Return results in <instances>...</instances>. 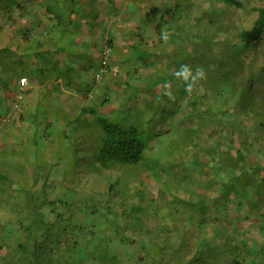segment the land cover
<instances>
[{
    "label": "rangeland",
    "instance_id": "rangeland-1",
    "mask_svg": "<svg viewBox=\"0 0 264 264\" xmlns=\"http://www.w3.org/2000/svg\"><path fill=\"white\" fill-rule=\"evenodd\" d=\"M150 1L161 5L156 19H172L171 26L179 28L180 35L144 39L147 76L155 74L156 82L162 84L153 87L147 80L138 100L145 114L133 110L130 118L122 119L141 128L149 145L146 161L93 169L95 153L106 138L100 128L82 144L85 149L77 150L78 142L69 135L59 150L48 151L49 157L31 167L0 166V174L10 179L0 183L3 254L24 241L21 223L26 215L44 202L38 210L55 219L51 202L62 197L76 203L71 209L75 219L95 238L91 244L83 238L72 254L60 252V264H67L66 260L72 264H180L173 248L181 247L186 263L198 252L196 246L202 251L201 263L264 264V194H259L264 190V130L260 121L236 106V101L225 105L224 94L214 96L205 81L203 93L189 94L174 75L182 64L202 66L209 84L221 66L210 62L209 53L223 54L226 48L242 63L236 69L238 82L254 75L264 63V38L245 49L240 34L252 28L264 0H239L240 7L224 0ZM165 1L173 15L166 11ZM168 90L174 100L165 95ZM118 113L110 111L114 119L110 121L118 122L123 116ZM38 164H43L45 172L38 171ZM136 206L138 212L133 209ZM60 211L67 213L64 208ZM188 233H193L192 240L186 239L191 244L184 240ZM104 236L110 238L107 253L99 241Z\"/></svg>",
    "mask_w": 264,
    "mask_h": 264
},
{
    "label": "crops",
    "instance_id": "crops-1",
    "mask_svg": "<svg viewBox=\"0 0 264 264\" xmlns=\"http://www.w3.org/2000/svg\"><path fill=\"white\" fill-rule=\"evenodd\" d=\"M155 7L150 0H14L0 9V166L31 167L69 135L82 150L103 129L100 119L114 120L110 111L136 124L122 119L145 114L138 101L145 82L162 84L147 76L142 59L144 39L159 35L149 23Z\"/></svg>",
    "mask_w": 264,
    "mask_h": 264
},
{
    "label": "trees",
    "instance_id": "trees-1",
    "mask_svg": "<svg viewBox=\"0 0 264 264\" xmlns=\"http://www.w3.org/2000/svg\"><path fill=\"white\" fill-rule=\"evenodd\" d=\"M12 1L14 0H5L4 3H0V9L8 10ZM224 1L227 4H233L236 7L241 6L239 0ZM165 7L167 8V6ZM177 7H180V5ZM168 10L171 15L174 14L171 9L168 8L167 12ZM152 11H160L161 13V9L159 7L152 8ZM258 12V18L252 28L242 31L240 34L242 44L245 49L249 48L252 43L260 41L264 38V7L259 8ZM149 23L159 26V35H162V29L168 31L169 33L175 30L173 31L174 34L169 37H178L180 35L179 28L173 29L171 26L172 19L160 18L159 20L156 19L154 21H150ZM212 44L213 43H211L210 46H213ZM242 48L243 46L241 49ZM223 54L209 53L210 62H216L221 66L213 73L212 79H208L209 84H207V80L205 81V88L209 90V92H212L213 95L215 94L214 96L216 97L223 93L225 96V105H231V102L233 103L236 101V106L241 105L244 110L246 109L248 114L253 115L254 119H258L260 121L259 127L264 130V63L258 71L256 70L254 75H249L247 78L243 77L242 80L238 82V71L236 73V69L239 70L240 66H242V63L237 61L239 56L234 57V53L230 48L223 50ZM226 60L227 64L222 66ZM243 69L240 70L243 71ZM196 103L197 101H194L192 105L196 106ZM100 124L105 132L106 138L103 141L101 149L95 153L94 160L97 163L93 164L97 165H92L93 169H96L97 167L99 169H109L117 164L135 166L146 161V153L149 145L148 142L144 140L141 128L138 125L112 122L106 119H100ZM241 156L243 159L244 155L242 153ZM42 165L43 164H38L37 169L43 173L45 172V167ZM1 179L4 180L5 184L8 183L6 182L8 176L0 174V183L2 181ZM8 181H10V179ZM261 182L263 184L264 179H262ZM226 186L228 187L227 184ZM1 187L2 185L0 184V190H2ZM259 194H264V190L260 189ZM43 205L44 202H41L39 206H36V210L33 209L34 213H31L29 216L26 215L23 218L21 224L23 226L24 241L20 242L15 249L5 254L1 252L2 247L0 248V264H60L63 263L62 259L58 256L60 252L63 253V251H66L69 252V254H72L74 249L78 248L83 238H86V242H88L87 244L92 243L95 236L93 235L92 237H89L87 235L89 232L88 228L78 224V220L75 219V213L71 211V209H73V211L75 210L76 203H72L69 199L62 197L56 199V201H52L50 209L51 215H54L55 219H52V217L47 218L41 210H38V208L41 209ZM61 208H64L67 213L61 212ZM133 209L135 212L139 211L137 206ZM202 223L203 221L199 224L200 229L203 227ZM93 234L95 233L93 232ZM179 237L180 236H177L176 238ZM187 238L192 240L193 233L184 235L185 243L187 242V244H191V241H186ZM99 241L104 250L103 253H107L106 251H109L108 241H110V238L106 236L100 237ZM199 241V239L196 240V242ZM203 241L205 242V240ZM176 243L177 241L174 245ZM174 245H172L171 249ZM183 247H185V244L182 246V249ZM180 248L181 247L176 249L173 248L175 251L174 255L177 254L176 261L178 263L210 264V261L204 263L199 262L198 257L201 256L200 253L202 251L199 250L197 246L195 248H197L196 250L199 253L196 252L193 258L188 260L186 263H183L187 254L181 253L179 250ZM234 249L238 254L239 251L237 250L238 248L236 245L234 246ZM228 250L230 249L228 248ZM95 251L96 254L97 250ZM179 253H181V255ZM68 261L69 260H66L64 263L66 262L67 264H72L71 261ZM238 262L239 259H237L235 263Z\"/></svg>",
    "mask_w": 264,
    "mask_h": 264
},
{
    "label": "clouds",
    "instance_id": "clouds-1",
    "mask_svg": "<svg viewBox=\"0 0 264 264\" xmlns=\"http://www.w3.org/2000/svg\"><path fill=\"white\" fill-rule=\"evenodd\" d=\"M162 38L168 40L170 33L162 29ZM176 79L181 80L185 84V91L191 94L193 91L199 93L204 92L203 82L207 80V72L202 66H196L193 68L190 64H182L180 68L174 73ZM165 95L170 99L174 100L173 93L168 90Z\"/></svg>",
    "mask_w": 264,
    "mask_h": 264
},
{
    "label": "built area",
    "instance_id": "built-area-1",
    "mask_svg": "<svg viewBox=\"0 0 264 264\" xmlns=\"http://www.w3.org/2000/svg\"><path fill=\"white\" fill-rule=\"evenodd\" d=\"M111 51H112L111 47H108L107 50H106L107 53H109ZM105 72H106V68L105 67L101 68L100 71L96 75L97 78L101 79ZM21 83H22V86H26L27 83H28V79L27 78H22Z\"/></svg>",
    "mask_w": 264,
    "mask_h": 264
}]
</instances>
